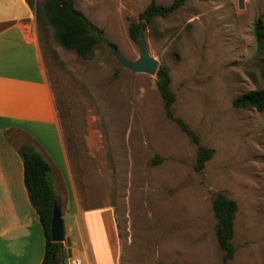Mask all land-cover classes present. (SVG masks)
<instances>
[{
    "label": "rangeland",
    "instance_id": "rangeland-1",
    "mask_svg": "<svg viewBox=\"0 0 264 264\" xmlns=\"http://www.w3.org/2000/svg\"><path fill=\"white\" fill-rule=\"evenodd\" d=\"M152 1L174 0H73L101 32L85 59L37 21L78 201L112 209L119 264H264V111L233 106L264 89V49L254 33L258 21L264 26V0H244L240 10L236 0H188L139 31L169 74L174 117L213 151L200 172L197 146L166 117L156 74H132L103 44L138 59L129 29ZM218 194L237 204L226 263L215 236Z\"/></svg>",
    "mask_w": 264,
    "mask_h": 264
},
{
    "label": "crops",
    "instance_id": "crops-1",
    "mask_svg": "<svg viewBox=\"0 0 264 264\" xmlns=\"http://www.w3.org/2000/svg\"><path fill=\"white\" fill-rule=\"evenodd\" d=\"M41 40L26 0H0V264H41L44 258V231L24 186L23 145L50 167L69 259L119 264L112 209H83L74 190Z\"/></svg>",
    "mask_w": 264,
    "mask_h": 264
},
{
    "label": "trees",
    "instance_id": "trees-1",
    "mask_svg": "<svg viewBox=\"0 0 264 264\" xmlns=\"http://www.w3.org/2000/svg\"><path fill=\"white\" fill-rule=\"evenodd\" d=\"M36 19L42 18L44 28L53 32L54 42L63 50L75 53L81 58L91 56L94 48L102 41L101 32L88 18L74 7L73 0H44L43 3L32 6ZM188 0H174L170 6L164 7L152 1L139 15L138 23H132L129 36L136 40L139 31L155 17H167L179 10ZM46 29V30H47ZM254 33L260 48L264 49V26L258 21ZM157 89L164 103L166 117L176 123L197 146L196 171L204 169L213 151L203 148L195 133L180 119L174 117L172 106L175 94L170 90V78L166 69L159 68L156 72ZM233 106L239 109L251 108L258 112L264 111V89L251 91L238 96ZM18 153L23 162L24 186L32 207L35 209L45 236L44 258L41 264H58L63 262V246L52 243L50 236L51 218L54 206L58 205L55 195L50 167L48 163L28 145L20 146ZM212 210L217 221L216 241L223 252V262L231 260L234 255L232 239L234 234V219L237 204L225 196L218 194L212 202Z\"/></svg>",
    "mask_w": 264,
    "mask_h": 264
},
{
    "label": "water",
    "instance_id": "water-1",
    "mask_svg": "<svg viewBox=\"0 0 264 264\" xmlns=\"http://www.w3.org/2000/svg\"><path fill=\"white\" fill-rule=\"evenodd\" d=\"M237 9H243L244 0H236ZM139 57L134 61L125 59L107 40L103 39V44L109 49V55L114 57L120 66L127 69L132 74H146L153 76L156 74L158 69V62L154 60L148 53L146 44L142 38L141 33H139L137 38ZM65 223L62 218V214L57 206H54L51 218L50 236L52 243H63L66 240L65 237ZM67 245L69 246V239L67 240ZM69 255L64 252V262L63 264H72V260L69 259Z\"/></svg>",
    "mask_w": 264,
    "mask_h": 264
},
{
    "label": "built area",
    "instance_id": "built-area-1",
    "mask_svg": "<svg viewBox=\"0 0 264 264\" xmlns=\"http://www.w3.org/2000/svg\"><path fill=\"white\" fill-rule=\"evenodd\" d=\"M72 264H82L80 260L74 259L72 260Z\"/></svg>",
    "mask_w": 264,
    "mask_h": 264
}]
</instances>
